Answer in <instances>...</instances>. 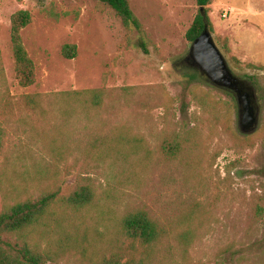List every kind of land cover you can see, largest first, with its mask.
<instances>
[{"label": "rangeland", "instance_id": "obj_1", "mask_svg": "<svg viewBox=\"0 0 264 264\" xmlns=\"http://www.w3.org/2000/svg\"><path fill=\"white\" fill-rule=\"evenodd\" d=\"M130 5L141 31L100 0H0V65L13 95L0 213L59 191L43 222L23 232L50 264H264V0L209 6L230 69L257 88L260 123L247 135L234 94L192 77L186 33L197 1ZM19 10L32 16L21 31L36 66L27 88L11 44ZM65 44L77 46L75 58L63 55ZM87 90L101 94L100 105ZM174 142L172 158L161 146ZM83 176L93 178L97 199L63 204ZM137 211L158 223L156 242L125 228Z\"/></svg>", "mask_w": 264, "mask_h": 264}, {"label": "trees", "instance_id": "obj_2", "mask_svg": "<svg viewBox=\"0 0 264 264\" xmlns=\"http://www.w3.org/2000/svg\"><path fill=\"white\" fill-rule=\"evenodd\" d=\"M111 7L122 19V22L138 31L142 30V24L134 13L130 0H100ZM198 12L195 19L186 33V38L193 43L198 36L208 26L213 30L209 17V6L213 0H196ZM32 22L31 13L28 10H19L11 18V44L15 61V72L18 84L27 88L36 82V66L34 60L23 41L21 31ZM63 55L73 59L77 55L75 44H65ZM263 68V67H260ZM192 77L203 79L200 72L194 67ZM249 80H254L253 76H246ZM91 95L92 102L100 105L101 94L95 90L83 92ZM11 89L8 85L4 68L0 65V156L5 143V120L12 113ZM34 101L31 99L30 105ZM247 135V134H246ZM177 144H162L161 151L169 156L175 157ZM80 185L67 197L60 201L73 208H84L91 205L97 199V192L92 177L83 176ZM59 191L45 192L37 198H26L13 205L8 206L0 213V264H50L51 257L37 247L31 246L23 240L24 231L29 227L40 224L46 217L51 205L57 202ZM123 224L131 236L141 239L147 244L156 242L161 236L158 230V223L146 212L137 211L130 213L123 220ZM108 264H119L117 260H112Z\"/></svg>", "mask_w": 264, "mask_h": 264}, {"label": "water", "instance_id": "obj_3", "mask_svg": "<svg viewBox=\"0 0 264 264\" xmlns=\"http://www.w3.org/2000/svg\"><path fill=\"white\" fill-rule=\"evenodd\" d=\"M186 60L207 83L234 94L238 104L240 130L244 134L254 133L260 123L257 88L232 72L208 26L191 44Z\"/></svg>", "mask_w": 264, "mask_h": 264}]
</instances>
